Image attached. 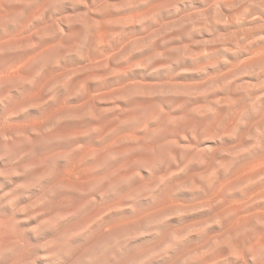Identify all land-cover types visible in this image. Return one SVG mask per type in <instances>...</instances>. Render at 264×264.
<instances>
[{"label": "rangeland", "instance_id": "rangeland-1", "mask_svg": "<svg viewBox=\"0 0 264 264\" xmlns=\"http://www.w3.org/2000/svg\"><path fill=\"white\" fill-rule=\"evenodd\" d=\"M0 264H264V0H0Z\"/></svg>", "mask_w": 264, "mask_h": 264}]
</instances>
